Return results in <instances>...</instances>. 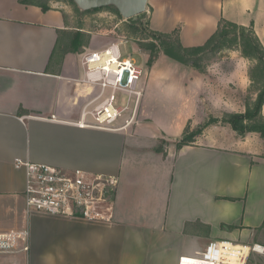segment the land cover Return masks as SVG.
I'll return each instance as SVG.
<instances>
[{
    "label": "crops",
    "instance_id": "0c3cea01",
    "mask_svg": "<svg viewBox=\"0 0 264 264\" xmlns=\"http://www.w3.org/2000/svg\"><path fill=\"white\" fill-rule=\"evenodd\" d=\"M146 12L155 30L179 27L186 47L203 45L221 18L253 26L264 45V0H149ZM75 19L70 7L44 10L0 0V230H29V251L0 254V264H179L181 256L198 255L213 240L252 239L264 223L261 134L232 130L234 137L225 136L209 125L194 143H176L187 125L204 123L218 111L210 66L181 68L166 56L148 65L145 99L156 87L176 91L186 104L177 125L158 127L159 135L148 131L150 116L143 118L140 109L137 123L127 129L79 127L73 122L97 91L82 81L81 54L99 48L100 34L75 25ZM78 29L91 33L89 45L55 55L61 31ZM231 60L235 66L228 76L223 72L231 81L221 85L219 112H244L240 105L227 109V86L249 87L251 65L249 58ZM143 132L152 134L153 144L139 143ZM139 156L150 163L135 178L129 171ZM18 158L117 177L114 218L33 213L27 219L26 171Z\"/></svg>",
    "mask_w": 264,
    "mask_h": 264
},
{
    "label": "built area",
    "instance_id": "2783aa9c",
    "mask_svg": "<svg viewBox=\"0 0 264 264\" xmlns=\"http://www.w3.org/2000/svg\"><path fill=\"white\" fill-rule=\"evenodd\" d=\"M82 81L97 91L82 106L79 127L123 130L137 123L144 97V69L131 55H124L119 42L81 54ZM26 171L25 215L33 213L111 221L114 218L117 177L91 174L83 169L65 170L48 163L17 159ZM29 251V230H0V254ZM252 252L264 254L258 243L213 240L194 256H181L179 264H247Z\"/></svg>",
    "mask_w": 264,
    "mask_h": 264
},
{
    "label": "rangeland",
    "instance_id": "374dc122",
    "mask_svg": "<svg viewBox=\"0 0 264 264\" xmlns=\"http://www.w3.org/2000/svg\"><path fill=\"white\" fill-rule=\"evenodd\" d=\"M42 1H47V3H49L50 6L53 7H64V6L67 8L70 7L71 14L74 17H76L74 23L75 25H78L80 27L83 26L82 28L100 34V38H99L100 42L98 41L99 48L96 49L104 48L112 42H119L121 44V49L123 54L126 56L131 55L136 60V62L143 67L145 71L144 80L146 79L150 70L148 67L149 52L145 49H142L139 46L138 41H140L143 38H145L147 42L154 41V39L149 34L148 35L145 33L144 35L135 34L132 30L133 27H129L132 26L131 24L133 22H128V20L122 18L119 14L112 11L108 7H104L98 11L81 15L79 10L77 9L76 4L72 3L70 0H42ZM161 56H166L167 61L175 63L174 65L176 66L181 65V68L182 66H184L185 68L190 67L186 64H183L167 56L164 53H160L158 59ZM237 56L243 57L241 55L240 50L236 49L235 47L222 49L221 51H212L203 55L202 61L200 62V66L202 67V69L208 67V65L211 68V72L213 73L211 80L212 93H213V99L215 98L214 100L216 101V103L213 102V111L218 110L217 112H212L211 115H208L209 119L212 117L222 119L225 113L236 112L234 110L219 112V110H223V106H220L218 101L220 99V96L221 98L222 96L225 97L223 93L224 88L221 85H223L226 79H228V81H231V79L227 77L231 69L234 68L235 66L233 63L234 60H231V57H237ZM249 61L251 65V67L249 68V74L250 75L252 74L253 76L252 78L250 76V81H251L250 86L246 88H237L236 86L228 85L226 94L228 97V102L229 101L230 102L227 103L228 104L227 109H236L237 107L235 106H233V108L230 107V105L233 104L238 106L240 105L243 108L245 107V111H246L247 105L252 104L255 101L258 93L264 87L263 86L264 78L262 79V74H261L262 71L259 70V68H257L258 66L257 60L249 59ZM261 68L262 66H260V69ZM165 70L170 71L171 69L168 66V68H165ZM223 72H226L227 76ZM143 91H144V97L142 99L140 106V114H142L143 118H147V116H150L151 120H148V126H146L149 127L148 131L150 132L153 131L155 133H158L159 135L161 131H158V127L164 128L166 125L176 126L177 125L176 122L179 118L181 110L186 106V104L185 105L181 104L185 100L184 96L178 95L176 91L163 92V90L159 91L156 89V87H153V89L150 90L151 95L147 100L145 99V87L143 88ZM143 121L145 122V120ZM211 125L215 126L210 129L212 131H216L217 132L216 134L223 133L225 136L229 135L231 137H234L233 134L234 130L231 129L229 125H225L223 123H214ZM195 127L191 126V129ZM148 133L143 132V134L145 135V140H141V141L139 140V143L145 145L153 144V140H152L153 136H151L152 135L151 133L150 134ZM165 141L161 142V146H165L166 144ZM139 160L140 161L136 166V168L131 169L129 171L130 175L134 176L135 178L139 176L145 169H147L148 164L150 163V161L147 158H143L141 156H139ZM126 165L129 166L128 164ZM242 209H243V205L241 207V211ZM235 242L245 245H252L254 243H258L264 246V225L258 228L252 239H249V237L246 239L242 238V239H237ZM247 264H264V254L260 255L256 252H252L251 255L249 256V260Z\"/></svg>",
    "mask_w": 264,
    "mask_h": 264
},
{
    "label": "trees",
    "instance_id": "16d2710c",
    "mask_svg": "<svg viewBox=\"0 0 264 264\" xmlns=\"http://www.w3.org/2000/svg\"><path fill=\"white\" fill-rule=\"evenodd\" d=\"M74 3L72 0H70ZM25 4H35L42 9L47 10L50 4L42 0H21ZM75 4V3H74ZM112 11L121 16L115 6H107ZM104 8V7H103ZM80 14H87L98 11L101 8L81 11ZM122 17V16H121ZM123 18V17H122ZM137 18V19H135ZM128 22H133L129 27H133L135 34H149L154 41L147 42L145 38L138 41L139 46L149 52L148 65L152 66L160 53L186 64L190 67L201 70L200 62L203 55L212 51H221L222 49L235 47L239 49L243 57L257 60V68L261 70L262 79L264 78V45L256 34L253 26H244L233 21L221 18L216 32L203 44L195 47H186L180 40V28H175L169 32L155 30L150 25L149 15L144 12L138 16L127 19ZM63 36L56 47L55 55L64 56L69 52L83 51L91 40V33L78 30L61 31ZM54 57V55H53ZM260 66L262 68L260 69ZM253 77L252 74L250 75ZM264 82V81H263ZM264 86V85H263ZM264 103V87L258 93L255 101L247 105L245 112L225 113L222 119L212 117L206 122L192 128L187 125L180 139L177 140V146L180 148L184 145H189L197 140V137L203 133L207 126L221 121L225 125H229L240 136L248 132H258L264 138V115L262 106ZM161 146V145H160ZM158 150H161V146ZM264 225V223H263ZM233 228V226L223 225V228Z\"/></svg>",
    "mask_w": 264,
    "mask_h": 264
},
{
    "label": "water",
    "instance_id": "95a60500",
    "mask_svg": "<svg viewBox=\"0 0 264 264\" xmlns=\"http://www.w3.org/2000/svg\"><path fill=\"white\" fill-rule=\"evenodd\" d=\"M81 11L115 6L124 19L138 16L148 10L149 0H72Z\"/></svg>",
    "mask_w": 264,
    "mask_h": 264
}]
</instances>
